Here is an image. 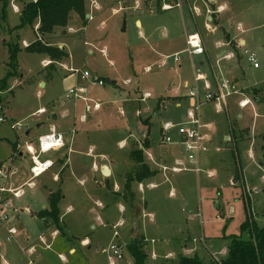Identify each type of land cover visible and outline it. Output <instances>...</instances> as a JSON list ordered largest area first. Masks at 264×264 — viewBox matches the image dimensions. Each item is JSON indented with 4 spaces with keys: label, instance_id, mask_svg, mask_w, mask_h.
I'll use <instances>...</instances> for the list:
<instances>
[{
    "label": "rangeland",
    "instance_id": "1",
    "mask_svg": "<svg viewBox=\"0 0 264 264\" xmlns=\"http://www.w3.org/2000/svg\"><path fill=\"white\" fill-rule=\"evenodd\" d=\"M163 1L96 0L97 9H92L91 0H87L88 13L91 12L92 18H86L85 26L77 25L76 33L66 38L62 36L70 56L57 66L46 86H39L37 78V72L42 68V55L26 51L22 48L23 37L18 39L22 48L18 54V74L9 79L11 90L8 88L1 92L0 116L5 121L0 122V159H7L13 153L15 140H20L25 146L28 137L37 141L40 135L49 133V124L54 121L52 112L60 113L64 107L74 112V102L79 103L75 118L71 119L72 122L65 121L62 127L66 131L67 144L63 153L68 155L69 163L63 178V163L56 162L35 178L33 186L29 185L33 161L25 147L23 155L14 162L13 175L9 174L7 185L13 186L11 183H14V188L23 187L24 192L19 196L13 192L8 194L11 208L19 211L21 220L16 224L18 234L12 239L8 240L7 226L0 231L1 246L12 245L19 250L16 239L23 240L29 236L31 241H36L45 224L35 211L45 204L49 206L50 190L59 188L64 197L60 207L66 234L58 237L47 251L57 264H111V246H123L124 242L128 245L135 237L143 238V250L149 257V264H176L180 255L192 256L196 252L208 263L216 260L213 254L218 258L226 255L229 236L240 234L241 224L249 213L258 226H264V138L261 135L264 134V0L235 2L238 15L250 28L247 34L254 36V48L250 45L247 48L256 52L260 68L255 69L249 64L245 49L240 51L243 57L239 59L237 52L230 47L225 48L231 59L217 57L213 64L220 82H231V64L235 69L236 66L242 68V81L247 86L258 85L240 89L241 92L255 94L258 88L263 95L261 102L248 96L252 104L242 107L240 100L246 95L233 92L227 98L226 108L219 109L216 100L201 105V119L208 124L205 129L213 140L207 153L200 155L201 172H169L172 177L169 182L159 183L161 180L158 178L144 181L141 183L143 196L138 190L140 185L134 182V208L129 207L128 200L123 197L125 176L132 165L131 149L147 148L142 141L150 126L149 139L155 152L162 144L165 122L175 124L167 135L173 141L179 140L178 130L187 127V111L192 106V99L186 96L189 88L184 86L186 79L191 85L193 83L189 56L182 54L179 63L172 56L186 48L184 33L197 28L191 26V19L187 17L185 0L186 30L179 8L160 11ZM137 8H141V12ZM196 17L209 50L215 53L217 41L222 42L221 33L211 31L204 16ZM16 18L14 14L11 22H17ZM0 37L11 43L17 42L14 34L10 36L2 30ZM25 37L34 39V34L29 31ZM4 55L7 61L8 46L3 47L0 41V58ZM194 61L195 65L202 66L203 71H210L214 82L211 64L204 61L201 65L196 56ZM8 70V64H0V80ZM77 70L80 72H75ZM84 71L89 72V78L82 77ZM94 78H100L104 84L96 83ZM72 88L85 89L81 95L88 97L87 101L79 98L75 101L76 96L69 91ZM176 90L186 96L181 107L175 106ZM147 92L150 96H145ZM97 102L100 103L99 108H95ZM42 105L48 112L35 114ZM82 114L87 120H82ZM147 118L149 125L143 122ZM13 123H19V126L13 128ZM230 125L237 133L240 128L248 130L249 136L240 138L237 135L236 142L232 138L227 140L226 136H231ZM73 128L76 129L74 133L70 131ZM28 130L29 136L26 135ZM121 141L127 145L121 146ZM55 157V151H51L41 159ZM149 157L147 153L146 159L155 166ZM94 163L98 165L97 170ZM103 163L111 166L110 176L103 174V168H100ZM1 180L2 177L0 186L4 185ZM149 181H158V185L151 187ZM144 200L147 201L146 213ZM68 207L72 208L71 213H67ZM26 209L33 212L28 214ZM122 220L124 223L118 228L120 235L116 237L113 224ZM142 229L154 242L149 243ZM72 234L88 235L90 248L89 245L74 243L76 239ZM166 237L172 239L163 240ZM68 242H73L76 253L69 252ZM123 248L125 256L116 258L115 264H135L128 248ZM153 251L157 259L152 256ZM1 253L0 264H3ZM20 254L24 256L22 252Z\"/></svg>",
    "mask_w": 264,
    "mask_h": 264
},
{
    "label": "crops",
    "instance_id": "2",
    "mask_svg": "<svg viewBox=\"0 0 264 264\" xmlns=\"http://www.w3.org/2000/svg\"><path fill=\"white\" fill-rule=\"evenodd\" d=\"M27 1H31V0H10L9 5H8L6 11H5V20L4 21L0 20L1 21L0 22V31L2 30L3 33H5V34L7 33L10 36L14 34L15 35V39H16L17 42H19L18 39L23 37V41H22L23 46H22V48H24V49L26 48V46H28L29 44H31L34 41L39 39V40H42L43 42H46V43H48V44H50L52 46H57L58 48L65 50L66 54L63 56V58L59 59V60H56V61L53 60V57L49 53L34 52V53H38V54L42 55V57H43L42 61H41L42 68L37 72V78L39 80V86H46L47 85L46 81L48 79L51 80L53 78V72L57 70V66H59V64L63 62L62 60L64 58H69V56H70V54L66 50L65 41H64V39H62V36H64L66 38V36H69L70 34L76 33L77 30H78L76 28V26L77 25L78 26L79 25L80 26L81 25L85 26L88 20L84 21L77 13L73 12L71 14V18H70V22H69L68 26L65 27V28L56 27L54 29V32L51 33V34L42 35L41 33H39V31H38V27H39V24H40L39 20L36 22V24L34 26H25V27H22V28L17 29V30L8 31V28L15 27V26H17L20 23L21 10L23 8L24 3L27 2ZM163 2L164 3H166V2L179 3L178 6H174L171 9H162L160 11L161 12H167V11H171V10H174L176 8L177 9L179 8L180 9L179 14L181 16V22H182V24L184 26V29L186 30V20H185V16H184V13H183V3H184L183 0H173V1H163ZM235 2H236V0H185L186 7H187V11H186L187 17H188V19H191L190 20L191 26L192 27L194 26V27L197 28V30H194V31H192L190 33H187V32L184 33L185 44H186V40H187V37H188L189 34L198 33L201 36V39H202V42H203V45H204V48H205V53L201 54V55H195V56L197 57V59L199 61H201V63H200L201 65L204 64V61H208L211 64L212 73L216 77H217V73H216V70H215L213 64H214V62L217 61V59H218L217 57L224 58V56L226 54H229L228 53V49L225 48V47H230V49L234 50L235 53L237 52V55H238L239 59H241L243 57L241 55L240 51L246 49L248 45H250L249 46L250 48H254V44H253L254 36L247 34V32L249 31L250 28L247 27L246 23L241 19L240 15H238V10L236 8ZM96 5H97L96 4V0H91V8L92 9H97V8H95ZM0 8H1V4H0ZM136 10L138 12H141V8H137ZM189 12L191 13V15H188ZM14 14L17 15V18H18V19L16 18L17 22L16 21H14V22L12 21L11 22V18H13ZM87 14H89V17H87ZM201 15L205 17L204 21H206V24L209 26V29L211 31L213 30V31H216V33H218V32L221 33L220 36H222V42L221 41H217V48H216L215 53H213L211 50H209V46H208V43H207V40H206V36L200 30L201 27L199 26V22H198L196 16H201ZM90 17L92 18V14H91V12L88 13V5H87V2H86V18L87 19H91ZM1 23H3L2 24L3 26H1ZM202 26H203V24H202ZM19 31H21V32H19ZM29 31L31 33L33 32V34H34L33 38L34 39H32V38L27 39L28 37H25ZM0 41L2 42L3 47L5 45L8 46L7 42H9V40L7 41L6 38L3 37V39H2L0 37ZM84 43L87 44V41H85ZM185 49L186 48H184L183 50H178V51H176V53H179V55L181 56L182 54L185 53V51H184ZM89 51L92 52V50H89ZM258 53H259V49H258ZM8 54H9V50H8ZM172 57H170V58H172ZM4 58H5V55L2 58H0V64L1 63L7 64L8 60L5 61ZM228 59H231V57L228 58ZM181 60L182 59L180 58V61ZM188 60L190 61L191 65H192V69H193V83L191 85L190 81L188 79H186L184 81V86L185 87H188L189 90H190L195 85V80H194L195 79V72H194L195 69L196 70H200L208 78V81L213 83V79L211 78L210 71H208V70H204L203 71L202 70V66L199 67V66L195 65L194 56H192V57L189 56ZM180 61H178V63ZM52 62H54V64L50 66V64ZM218 62H219V60H218ZM239 63H240V61H239ZM249 64L251 66H253L250 62H249ZM179 66L182 67V64H180ZM229 67L231 68L230 71H229L231 82L240 91V92H237V93L243 94L244 96L246 95V97H243V99H241L240 102L245 100V99H248V100H250V103L248 105L252 104V101H251L250 97H248V96H252V97L258 99L261 102V100L263 99V95H262L260 89L257 88V92L255 94L254 93H249V92L243 93L240 90V89H247V88L257 87L258 84L247 86L241 79V77L244 76L242 68H238V66H236L237 68L235 69V66L233 64H231ZM254 68L255 69L260 68V65H259V67H254ZM70 70H72V68H70ZM82 77H83V74H82ZM83 78H85V77H83ZM95 79H97V78H94V81H96V83H98V80H101L100 78L98 80H95ZM112 83L115 84L116 81H113ZM103 84H104V82H103ZM103 84H100V85H103ZM200 85H202V84L200 83ZM8 88H9L8 91H10L11 90L10 85H9ZM177 92L178 93H176V96H175V101H176L175 106L181 107L182 106V102L184 101L183 99H185L186 96L188 97V95L185 96V94H180L179 91H177ZM146 94H149V96H150L149 92L145 93V95ZM77 98H79L82 101H87V99H88V97L86 98L85 96H83V97H75V101L78 100ZM78 103H79L78 101L74 102V106L75 107H74L73 110H75V111L74 112L72 111L73 113L70 111V109L65 108V107H64V109L63 108L61 109L60 113H55L54 114V112H52L53 113L52 116H53V120L54 121L49 124V130L50 131L52 129H55V130L60 131V132H62L64 134V142H65L64 143V147H62L60 149H57V150H54L56 157L54 159L50 158V159H52L54 161V164L56 162L63 163L62 164L63 168L61 169V178H63V174L65 172V169L69 166L68 159H67L68 155L63 153L65 147L67 146V144H66V141H65V133H66V131H63L62 127H64L65 121H68V120L71 121V119L75 118L74 116H76V105ZM96 104H99V106H100V103L97 102ZM204 104H206V103H204ZM42 108H45L46 111L44 113H37V111L42 109ZM3 110L1 112H3ZM38 110L36 111L35 114L42 115V114H45V113L48 112V109L44 105L40 106L38 108ZM87 110L90 111L89 110V106H87ZM81 116H82V120L83 121L87 120L85 115L82 114ZM200 116H202L201 112H200ZM187 118H188V115H187ZM201 121H202V119H201ZM143 122L145 124L149 125L148 118L146 120H144ZM165 123H167V122H165ZM202 123L204 125H206V127H203L202 130H203L204 134L209 136V139L206 142L207 146H209V144L213 140H212V137H211L210 133H208L206 131V129H205V128L208 127V124L204 123L203 121H202ZM164 124H163V126H164ZM163 126H162V138H163V133H164ZM70 127H71V125H70ZM211 129H209V130H211ZM75 130L76 129L73 128V130L71 129L70 131L72 133H74ZM149 131H150V126L148 127V132L145 133V138L148 137V140L150 141V139H149ZM230 131H231V136H226L227 140L232 138L236 142L237 141V135H239L240 138H246V137L249 136L248 130H246L244 128H240L239 132L237 133L235 128L230 125ZM168 132H167V134H168ZM178 132H179V130H178ZM29 134H30V131L29 130L26 131V135L29 136ZM242 134L244 135V137L242 136ZM261 135H263V138H264V134H261ZM145 138H144V140H145ZM180 139H181V136H180V133H179V140H176L174 142H179ZM144 140L142 141L143 145H144ZM33 142H35V145H34ZM26 143H28L29 145L33 146L35 149L38 147V139H37V141H34L33 138L28 137L25 140V142H24L25 146L23 145V143H21L20 140H15V142L13 144V153L7 159H4V160L0 159V161H4V164H6L7 161H8V166L10 168V172L12 173V175H13V172H12L13 164L19 157H21L23 155L22 149L24 147L26 149ZM161 143H162V141H161ZM162 144H160V147H159L160 149L158 147L156 148V151H155L156 153L154 152V148L152 147L151 142H150L149 147L143 149L144 150V159H145V161L147 162V164L150 166L151 169L156 170V173L153 176L145 179L144 181H147L149 179L157 180V178H158V179L161 180L159 183L169 182L170 179L172 178L170 176L171 173L177 174V173H180V172H173L171 170H164V167H172L175 164V160L176 159L182 160L184 162V166L187 168V169L181 171V173L184 172V171H194L193 169L195 167V162H191L188 159V157L186 155V151H185L184 147L181 144H179V143L167 144V145H164V144L162 145ZM120 145L125 147L127 145V143L125 141H121ZM134 148H139V147H134ZM134 148H132V149H134ZM132 149H131V151H132ZM26 151H27V149H26ZM131 151H130V158L132 160V165H131V170H132L135 167L136 164H135V161L133 160V158L131 157ZM207 151L206 152H201L198 155V160H197L196 164H198L199 167H200V163H201L200 162V155L202 153H207ZM27 153L31 156V154L28 151H27ZM147 153L151 157V158L150 157L149 158H150V160L152 161V163L155 166H152L150 161H148L146 159ZM63 160H64V162H63ZM105 165L108 166V168L110 170V174H109V176H110L112 174L111 166H109L106 163H103L100 166V168L102 169L103 166H105ZM94 167H95V170H97V168H98L97 163H94ZM200 169H201V167H200ZM130 171H128V172H130ZM169 172H171V173H169ZM194 172H196V171H194ZM200 172H197V173H200ZM127 173H126V175H127ZM55 178H57V175H55ZM125 181H126V176H125ZM144 181H142L140 183L137 182L138 185H140V187L138 186V190L140 189L139 191L142 193V196H143V190H142V187H141V183H143ZM8 182H9V177H8V179L5 180L6 188H14L13 187V186H15L14 183H11L13 185V186H11V185H7ZM156 182H158V181H149V185L150 186L153 185L151 187L157 186L158 183H156ZM233 182L236 183L237 180H234ZM4 186H5V184H4ZM18 187H20V186H18ZM51 192H53V191L50 190V193ZM8 193H9V191H5V192L0 193V211L2 209L3 212H5L9 216V224H8V226L9 227H13V226L16 227L17 226L16 224L21 220V217H20L19 211H17L16 209H12L11 208V206H12L11 197L9 196ZM63 199H64V197H62V199L60 200V202L58 204L59 211H60V217H61V225L64 224V220L62 219V215L63 214L61 213L62 209L60 207V204H61ZM48 201H49V195H48ZM144 202H145L144 211L146 213L147 201L144 200ZM99 204H101V203H99ZM127 204L129 205V207H131L129 203H127ZM47 207H48V205L45 204V205L42 206V208L40 210L45 209ZM71 209L72 208L68 207L67 213H71L72 212ZM39 211H35V213L38 215ZM32 212H33L32 210L26 209V213L30 214ZM150 215H151V217H153V214H150ZM145 216H146V214H145ZM41 222L45 224V228L38 235V237L39 236L40 237L36 238V241L35 240L31 241L29 239V236H27V238H25L23 240L16 239V247H18L19 250H16V248L13 247L12 245H4V246L2 245L3 246L2 247L1 244H0V251L2 252L1 254H2L3 258H4L3 264H28L31 259L34 260V264H57V261H55L52 256H49L47 254V251L50 250V248L52 246V243L56 242L58 237H60L62 234H66V233H61L60 230L54 225L46 224V222L44 221L43 218H41ZM120 222L124 223V220H122ZM120 222H118V223H120ZM118 223H116V224H118ZM116 224H113V226L116 225ZM21 226L23 227L24 224L22 223ZM5 228L6 227L3 226V225L0 226V231L4 230ZM142 231H143V229H142ZM64 232H65V230H64ZM143 233L146 236V239L149 241V243L152 242V241L154 242V239H149L144 231H143ZM16 234H18V229H17V233ZM15 235H13V236L10 235L8 237V240L12 239V237H14ZM65 236H67V235H64V237ZM72 236H74L75 239H76L75 241H73L74 243L77 242V243L81 244L82 246L83 245L84 246L89 245L88 243L90 242V237L88 235H81L80 236V235L72 234ZM68 238H70V237H68ZM170 239H172V238L166 237L163 240L169 241ZM70 241H72V240H70ZM73 242L72 243L68 242V244H70L69 245L70 246L69 247V252L70 253H76V247L74 246ZM126 244H127V242H124L123 246L127 247ZM189 245H191V244H189ZM88 247L90 248V245ZM30 248L34 249V251L32 253L28 252V250ZM21 252L24 254V256H21V254H20ZM123 252H124V256H125L124 248H123ZM17 253H19V254H17ZM196 253L198 254V252H196ZM196 253H194V254H196ZM226 255H227V253H226ZM226 255L224 257L218 258L216 255L213 254V256H214L213 259H216V260H211V261H209L206 264H210V263H213V262H214V264H222L221 261L226 257ZM7 256L9 257V260L6 259ZM59 256H60V258L62 260H64V257L62 256V254H60ZM152 256L157 259L156 253L154 251H153ZM147 258L149 260V257H147ZM133 261H134V259H133Z\"/></svg>",
    "mask_w": 264,
    "mask_h": 264
},
{
    "label": "trees",
    "instance_id": "3",
    "mask_svg": "<svg viewBox=\"0 0 264 264\" xmlns=\"http://www.w3.org/2000/svg\"><path fill=\"white\" fill-rule=\"evenodd\" d=\"M10 0H0V20H5V11ZM86 2L87 0H31L24 3L20 15V23L8 31L20 29L25 26H34L39 20V33L51 34L56 27H67L71 14L77 13L86 21ZM160 10V9H159ZM1 22V21H0ZM3 23H1V26ZM9 57H8V73L0 80V103L2 102L1 92L8 89L9 79L18 74L19 61L18 54L22 50L19 43L7 42ZM26 51L45 52L49 53L53 60L62 59L66 54L65 50L52 46L42 40H36L26 46ZM54 62L50 64L53 65ZM148 136V135H147ZM150 141L148 137L144 140V146L149 147ZM131 157L135 161V167L127 173L126 181L123 187V197L128 200L131 207L134 208L133 200L135 199L132 190L134 182H142L145 179L153 176L156 170L150 168L144 159L143 148H134L131 151ZM4 161H0V165ZM61 188L53 191L49 195V206L38 212V216L43 218L46 224L56 226L61 233H64L61 225V217L58 204L62 199ZM230 242L228 245L227 256L221 261L222 264H264V226H258L255 223L251 213L241 224L240 234L229 236ZM143 238L135 237L129 242L127 248L134 259L135 264L147 263V253L143 250ZM176 264H206L202 258L196 253L192 256L180 255ZM210 264H214L210 263Z\"/></svg>",
    "mask_w": 264,
    "mask_h": 264
},
{
    "label": "built area",
    "instance_id": "4",
    "mask_svg": "<svg viewBox=\"0 0 264 264\" xmlns=\"http://www.w3.org/2000/svg\"><path fill=\"white\" fill-rule=\"evenodd\" d=\"M165 1H173V0H165ZM94 4V3H93ZM179 3L174 2H166L163 4V9H171L174 6H178ZM91 18V17H90ZM185 53H187L189 56H195V55H201L205 53V48L201 39V36L198 33H191L188 35L186 40V49L184 50ZM104 52V50H102ZM244 54L247 57V60L254 66L259 67V62L256 53L249 49L244 50ZM175 62L180 61L181 56L179 53H176L174 56ZM231 54H226L224 58H230ZM75 72H80V70H77ZM195 72V85L189 90L188 96L192 99V106L188 111V117L189 120L187 121V127L179 130L181 139L179 142H174L169 135H167V132L175 127V124H172L170 122H167L163 126V138L162 143L163 144H175L179 143L181 144L185 151L188 159L191 162H195L194 171L200 172L201 169L198 166L197 160L198 155L201 152H206L208 150V146L206 144L207 140L209 139V136L203 133L202 128L206 127L201 121L200 116V107L202 104L206 103L210 100H216L217 101V107L219 109L226 108L228 106L227 104V98L234 92H240L237 87L230 82L229 80L220 82L216 76H214V82L211 83L208 81V78L200 71V70H194ZM83 77L89 78L90 74L87 71H84ZM98 80V79H95ZM99 84H103L102 80H98ZM200 83L202 85H200ZM84 91L83 88H73L70 90V93L74 94L76 97H83L81 93ZM145 96H149V94H146ZM250 103V100L245 99L240 102V105L242 107L248 105ZM99 104H95V108H98ZM90 109V108H89ZM46 111L45 108H42L38 110L37 113H44ZM1 114V113H0ZM5 118L3 116H0V122H4ZM19 126V123H13L12 127ZM49 137L51 139H49ZM59 140L60 144L56 145L54 141ZM49 143L51 146L48 149H43L42 145L43 143ZM64 134L60 131H57L55 129H52L49 133H45L43 135H40L38 138V147L35 149L33 146L26 143V149L31 154V158L33 161V165L31 166V172H32V179L28 182L29 185H34V180L41 174L48 171L53 165L54 161L50 158H46L42 160V156L60 149L64 147ZM187 169L184 166V162L180 159L175 160V164L172 167H164V170H171L173 172H181L183 170ZM10 172V168L6 164L0 165V177H2L3 183L5 184V180L8 179ZM153 186V185H151ZM13 192V194L19 196L23 194L24 189L23 187L18 188H6L4 185L0 186V192ZM9 216L3 212L1 209L0 211V226H7L8 232L11 236L15 235L17 233L16 227H9ZM123 223L120 222L113 226L114 229V236L119 237V231L118 228ZM111 250L113 252V257L111 259V264H115V259H122L124 257L123 252V246L120 244H113L111 246ZM34 249L30 248L28 250L29 253H32ZM28 264H34V260L31 259Z\"/></svg>",
    "mask_w": 264,
    "mask_h": 264
},
{
    "label": "clouds",
    "instance_id": "5",
    "mask_svg": "<svg viewBox=\"0 0 264 264\" xmlns=\"http://www.w3.org/2000/svg\"><path fill=\"white\" fill-rule=\"evenodd\" d=\"M49 139H51L50 137H49ZM54 143L56 144V145H59L60 144V141L59 140H56V141H54ZM51 145L49 144V143H43V145H42V147H43V149H48L49 147H50Z\"/></svg>",
    "mask_w": 264,
    "mask_h": 264
},
{
    "label": "water",
    "instance_id": "6",
    "mask_svg": "<svg viewBox=\"0 0 264 264\" xmlns=\"http://www.w3.org/2000/svg\"><path fill=\"white\" fill-rule=\"evenodd\" d=\"M87 17H89V14H87ZM103 174L105 175V176H109V174H110V170H109V168H108V166H103Z\"/></svg>",
    "mask_w": 264,
    "mask_h": 264
}]
</instances>
